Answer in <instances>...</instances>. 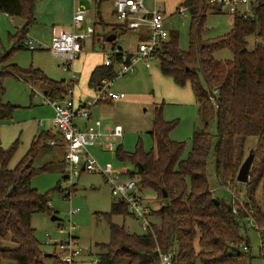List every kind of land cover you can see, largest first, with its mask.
Masks as SVG:
<instances>
[{"label": "trees", "instance_id": "trees-1", "mask_svg": "<svg viewBox=\"0 0 264 264\" xmlns=\"http://www.w3.org/2000/svg\"><path fill=\"white\" fill-rule=\"evenodd\" d=\"M34 8L35 0H0V13L25 19L22 30L10 39L13 50L25 48L26 32L36 20ZM180 8L191 16L189 49L183 51L179 33L169 31L168 40L152 59L176 85H191L204 125L194 132L192 150L184 158L186 143L172 139L176 123L165 120L159 107L150 131L153 149L145 150L141 143L134 152L118 147V159L134 166L128 174L136 179L139 189L154 190L162 204L151 211V217L158 220L153 221L152 232L137 234L113 221L117 215H131L125 203L114 200L108 212L98 215L109 225L110 241L98 244L101 253L96 264H160L161 254L169 252L173 253L172 264H196L198 259L203 264H247L252 256L245 250L250 249V243L242 234L246 221L252 222L260 235V257L264 261V0L254 6L253 18L236 16L228 34L210 39L203 36L207 13L220 11L207 0H185L177 12ZM119 31L129 30L115 26L112 33L118 38ZM250 36L257 40L252 49ZM107 37L103 43L108 42ZM115 41L110 42L113 50L117 47ZM225 49L232 52L233 58L216 59L215 53ZM9 53L0 54V65L7 61ZM8 75L26 83H42L45 95L53 99L64 98L77 84L53 80L39 68L10 64L0 70V96L4 94L2 80ZM115 78V66L98 65L91 72L89 85L95 88L103 79ZM12 111L13 106L0 97V121L8 120ZM212 121L216 122L215 135L209 131ZM251 137L258 138L253 147L247 145ZM53 138L57 134L41 133L13 169L9 162L16 145L9 150L0 147V264L4 260L9 264H45L31 219L36 213L51 210L50 199L32 188L31 180L37 174L34 163L39 151ZM252 149L255 162L250 178L241 183L237 175ZM257 153L262 156L258 162ZM210 160L220 187L229 193L234 191L231 201L214 194L208 175ZM241 186L246 188L247 201L244 193H239V204L235 191ZM259 187L262 202L256 198Z\"/></svg>", "mask_w": 264, "mask_h": 264}, {"label": "rangeland", "instance_id": "rangeland-1", "mask_svg": "<svg viewBox=\"0 0 264 264\" xmlns=\"http://www.w3.org/2000/svg\"><path fill=\"white\" fill-rule=\"evenodd\" d=\"M59 1L65 5L69 0ZM74 1L76 5L80 4L88 10L86 22L94 26L96 19L95 14H93L95 0ZM104 8L108 11L106 17L110 22L116 21V23L121 24V21L110 12L111 0ZM175 11L176 8L171 14L169 11L165 13V27L169 31L179 33V47L183 51H187L189 49L191 16L189 12L182 16L178 13L174 14ZM0 16V54L4 55L10 52L7 61L0 65V70L10 64H16L25 69L34 67L43 70L53 80L71 82V73L62 68L61 60L53 56L49 50L45 48L34 51L26 48L13 50L14 44L10 39L17 33L22 20L14 17L12 21H9L5 14L2 15L1 13ZM231 18L232 16L225 12H208L206 30L203 33L204 38H217L228 34L233 27ZM114 27L95 26V30L97 29L99 34L101 33V39H98L95 45L91 39L87 40L85 51L77 59H80L78 65L75 63L74 67L77 76V84L73 93L75 99L80 98L79 96L82 99H92L94 92L89 85L90 66L95 65L94 69L99 62H103L104 50L111 51L112 44L103 43V39L112 34ZM144 29L123 31L124 33L119 31L115 45L121 46L127 53L136 52L141 42L139 35L146 31ZM100 41L102 45L99 44ZM256 41L255 36L248 38L250 49L254 48ZM42 42L49 45L51 40L47 42L43 40ZM215 57L218 60H226L232 59L233 54L230 50L225 49L215 53ZM148 63L149 66L146 61L141 60L136 64V73L115 78L111 89L120 94L122 98L93 107L91 109L92 115L101 119L106 126L121 125L124 132L121 147L125 152H134L138 143H141L145 150H151L155 147L150 131L153 128L154 112L157 108L162 107L165 120L176 123L175 129L171 133L172 139L186 143L183 156L186 158L192 150L194 132L200 131L204 125L199 117V107L193 90L189 83L178 86L171 77L162 75L157 60L150 59ZM202 84L204 85L203 82ZM2 85L4 87V94L0 96L2 102L13 106V111L8 120L0 121V147L9 150L16 145L15 154L9 162V168L13 169L41 133L50 131L54 135L57 134V130L53 124L54 111L45 101V86L42 83H26L8 75L3 78ZM209 131L213 135L216 134L215 121L210 122ZM257 140L258 138L251 137L248 139L247 145L253 147ZM49 141L45 143L46 146L42 147L37 155L34 163L37 174L31 180V187L40 194L47 195L50 199L51 210L36 213L31 219V224L36 229V235L41 242V250L44 253L42 260L45 264H96L98 255L101 253L98 244H106L110 241L109 225L105 219L98 217L100 213L108 212L115 200L110 184L102 174L88 171H81L72 185L67 183L64 178L67 170L62 162L64 148L62 146H50ZM88 150L101 166L112 163L116 171H125L124 178L129 177L127 172L134 171L132 164L118 159L116 151H104L100 146H92ZM257 155L256 161L258 162L262 156L259 153ZM208 175L214 194L231 201L234 191L231 190L229 193L225 188L220 187L214 173L213 160L209 161ZM245 191L246 188L242 186L235 191V195L238 197L236 200L238 203L240 202L239 204L242 202L241 193H244L242 196L247 201ZM138 192L151 210L161 206L162 201L158 199L154 190L139 189ZM256 198L262 202L261 187L257 190ZM72 210H78V212L71 214ZM53 216L58 219L53 220ZM113 221L118 225H124L130 233L144 234L140 221L132 215H117ZM153 221L157 222L158 220L153 219ZM245 224L242 234L250 243V249L246 247L245 250H249L252 256L247 264H264L260 257L262 246L260 235L252 222L246 221ZM71 226L74 227L72 232L75 238L74 247L79 250L80 255L69 263L66 255L61 253L58 244L70 239L69 230ZM9 263V261L4 260L1 264ZM121 264L124 263L121 262ZM196 264L203 263L198 259Z\"/></svg>", "mask_w": 264, "mask_h": 264}, {"label": "built area", "instance_id": "built-area-1", "mask_svg": "<svg viewBox=\"0 0 264 264\" xmlns=\"http://www.w3.org/2000/svg\"><path fill=\"white\" fill-rule=\"evenodd\" d=\"M261 0H207V3L216 7L220 12L232 16H240L244 19L255 16L254 6ZM117 18L121 26L127 30L147 28V37L139 43L134 53L120 51L117 47L111 51L104 50V66H115L117 77L136 73V64L144 60L149 66L155 52L164 41L169 38V30L165 27V13L157 5L148 6L146 0H115ZM185 8H180L178 14L185 16ZM1 14V13H0ZM88 10L78 4L74 6L72 16V30L60 29L54 32L49 45L27 36L24 47L29 50L47 49L53 56L61 60L62 68L71 73V82L77 79L74 69L76 60L85 51L87 40L93 41L96 30L93 25L86 23ZM9 18V15L6 14ZM112 79H103L93 88L92 99L76 100L73 97L74 90L70 89L64 98L53 99L45 96V101L54 111L53 124L57 130V138L49 141L50 146H62L64 148L63 165L66 168L65 179L72 185L81 171L97 172L103 175L110 184L112 195L117 202L127 205L131 215L140 221V226L145 234L152 232L153 220L151 209L145 199L139 194V186L135 178H124L125 171H116L112 163L101 166L88 148L100 146L104 151L115 152L122 144L124 136L121 125L106 126L99 118L92 116L91 109L104 101H116L122 96L114 91ZM213 100V99H212ZM234 195V194H233ZM242 204V202H241ZM78 210H72L71 214ZM236 213V209H234ZM74 227L69 230L70 239L58 244L62 254L71 263L80 252L75 245L72 235ZM173 253L161 254L160 264H172Z\"/></svg>", "mask_w": 264, "mask_h": 264}, {"label": "crops", "instance_id": "crops-1", "mask_svg": "<svg viewBox=\"0 0 264 264\" xmlns=\"http://www.w3.org/2000/svg\"><path fill=\"white\" fill-rule=\"evenodd\" d=\"M106 1V3H104ZM110 0H95L94 6L95 9L93 10V14H95V26L101 25H107L109 26H121V24L116 23V21L110 22L109 19L106 17L108 15V11L105 10L104 6L109 2ZM148 6H153L154 4H157L164 13L168 12L171 14L174 12V9L176 8V11L174 14H176L178 7L185 1V0H146ZM112 8L110 10L111 14L114 15V17L117 18L116 13L114 12L115 9V0H111ZM75 6V1H67L65 5L61 4V1L59 0H35V8L34 13L36 16L35 22L31 26H29L26 36H33L36 40L42 42L44 41H50L52 39V36L54 32L60 30V29H72V16H73V10ZM89 13V12H88ZM178 13V12H177ZM92 14V13H90ZM173 14V15H174ZM1 15V14H0ZM4 15V14H2ZM6 16V15H5ZM9 21H12L13 18H9L6 16ZM1 19V16H0ZM118 19V18H117ZM22 20V24L18 26V30H22V28L25 25V19L20 18ZM119 20V19H118ZM120 21V20H119ZM232 22V18H231ZM87 23V22H86ZM90 25V23H87ZM36 26V27H35ZM146 31L142 32V35H139V37L142 40H145L147 37V28H145ZM144 29V30H145ZM101 33L99 34V31L96 29V38L94 40L95 42L100 40ZM42 40V41H41ZM102 45V42L99 43ZM121 47V46H119ZM104 59V57H103ZM80 60V59H79ZM79 60H76V65H78ZM98 65H103V62H99ZM96 65V66H98ZM95 65L90 66L89 72H92ZM161 73V71H160ZM162 74V73H161ZM91 75V73H90ZM163 75V74H162ZM94 92V91H93ZM80 98L76 100H85ZM93 116V115H92ZM95 118V117H94Z\"/></svg>", "mask_w": 264, "mask_h": 264}, {"label": "water", "instance_id": "water-1", "mask_svg": "<svg viewBox=\"0 0 264 264\" xmlns=\"http://www.w3.org/2000/svg\"><path fill=\"white\" fill-rule=\"evenodd\" d=\"M116 38H117L116 34L112 33V34L108 35L107 41L110 43V42L115 41ZM254 162H255V152L252 149V150H250L249 155L244 160L243 164L241 165V167L239 169V172L237 175V181H239L241 183H247L249 181L251 169H252ZM163 191H164V197H166L167 193L165 190H163ZM215 201L218 203L217 199H215ZM52 219L57 220L58 218L53 216ZM48 256H49V254H48Z\"/></svg>", "mask_w": 264, "mask_h": 264}]
</instances>
